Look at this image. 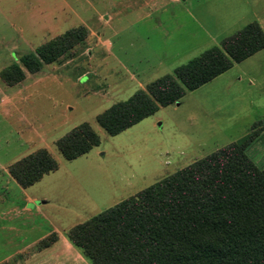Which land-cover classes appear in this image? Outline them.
Wrapping results in <instances>:
<instances>
[{
    "label": "rangeland",
    "instance_id": "1",
    "mask_svg": "<svg viewBox=\"0 0 264 264\" xmlns=\"http://www.w3.org/2000/svg\"><path fill=\"white\" fill-rule=\"evenodd\" d=\"M250 22L264 32V0H0V71L86 32L57 62L0 80V264H90L68 229L232 142L263 170L264 50L115 136L95 121ZM84 122L99 144L67 161L54 142ZM38 149L57 168L21 188L7 166Z\"/></svg>",
    "mask_w": 264,
    "mask_h": 264
},
{
    "label": "trees",
    "instance_id": "2",
    "mask_svg": "<svg viewBox=\"0 0 264 264\" xmlns=\"http://www.w3.org/2000/svg\"><path fill=\"white\" fill-rule=\"evenodd\" d=\"M83 27L71 29L38 46L0 71L8 86L57 62L83 43ZM264 49L256 22L220 40L198 56L112 104L95 118L115 136L152 116L159 107L179 102L192 91ZM84 122L54 142L67 161L98 146ZM246 143L232 142L90 217L65 233L67 241L90 264H264V169L245 153ZM57 168L45 149L7 166L8 174L27 188ZM42 240V247L56 241Z\"/></svg>",
    "mask_w": 264,
    "mask_h": 264
},
{
    "label": "crops",
    "instance_id": "3",
    "mask_svg": "<svg viewBox=\"0 0 264 264\" xmlns=\"http://www.w3.org/2000/svg\"><path fill=\"white\" fill-rule=\"evenodd\" d=\"M174 2H179V0H173ZM264 50V49H263ZM262 51V50H261ZM260 52V51H259ZM253 56V55H252Z\"/></svg>",
    "mask_w": 264,
    "mask_h": 264
},
{
    "label": "water",
    "instance_id": "4",
    "mask_svg": "<svg viewBox=\"0 0 264 264\" xmlns=\"http://www.w3.org/2000/svg\"><path fill=\"white\" fill-rule=\"evenodd\" d=\"M176 104H178V103L176 102Z\"/></svg>",
    "mask_w": 264,
    "mask_h": 264
}]
</instances>
